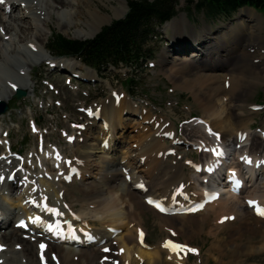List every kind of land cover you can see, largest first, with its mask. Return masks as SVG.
Here are the masks:
<instances>
[{
    "label": "bare ground",
    "instance_id": "bare-ground-1",
    "mask_svg": "<svg viewBox=\"0 0 264 264\" xmlns=\"http://www.w3.org/2000/svg\"><path fill=\"white\" fill-rule=\"evenodd\" d=\"M116 1L118 5H112L113 16L123 17L127 13L128 2L126 4V0ZM93 3V0L0 2V102L9 103L16 90L26 91V97L36 94L37 88L31 80V72L38 64L48 62L52 69L61 66L74 71L79 69L84 75L94 74L88 67H82L76 59L67 57L54 59L46 46L51 32L49 23H55L60 30L65 29L64 33L73 38L94 37L112 16L104 15L98 6L92 5ZM236 19L237 23L226 26L227 30L223 33L220 31L216 33L209 26L200 31L194 30L189 26L185 16L174 23L171 21L164 25L166 28H172L171 47L174 53L171 55L181 54L180 51H176L181 48L183 51L187 50L188 47L185 48L181 44L190 38L193 41L191 45L194 46L196 43L198 45L195 58H207L201 65L202 69L232 67L229 75L200 72L189 78L191 72L196 69L193 59L173 57L167 51L161 56L160 62L163 64L165 74L172 80L181 81L182 87L194 94L204 111L217 117L209 125L203 122L187 125L183 132L184 135L190 136L191 143L202 150L204 163L201 172L196 169L201 163L193 159L189 163L192 168L189 173L185 172V165L179 160L169 164L165 157L160 159L157 156L159 151H163L165 156L169 149L176 148L175 146L165 148L161 131L163 134L171 132L174 135L177 130L175 127H168L165 121L156 124L159 121L154 120L152 116L142 115L144 120L136 127L133 126V129H137V141L143 145L134 158L131 159V156L125 163L113 159L106 162L107 165H103L102 168L91 167V171L97 170L94 179L86 175L87 167L91 166L86 160L87 152L90 151L89 148L95 146L90 140L96 139L99 142L96 144L97 147L111 153L117 149L114 142L116 141L117 145L118 134L121 132L120 136H124L132 126L123 119L124 113L126 114L124 111L131 103L127 97L121 95L122 93L117 94L119 92H115L108 103L103 105V109L108 110L106 115L103 114L104 110L101 107L100 109L91 107L90 112L93 115L89 123L92 122V126L78 125L75 135H70L75 137L74 146L78 152L72 157H63L59 149L54 151L59 166L53 174L46 172L40 162H34L31 158L21 160L13 154L9 155V152L14 151L15 143L11 141L9 132L7 133V138L11 142L8 145V152L5 153L6 157L0 155V177L3 178L0 179V198H8L7 201L15 208L6 207L0 202V213L4 216L0 217V244L3 245L0 251V264H140L141 261H144L143 264H181V261L187 260H184L190 249L187 241L191 238L190 234L195 231L194 224L205 223L211 216L214 217L215 225L219 229L228 228L233 224V218L234 221L246 225L251 232H263L264 215H259L256 209L259 207L264 209V132L260 139L246 128L237 129L238 123L233 120L241 118L235 111L242 108V103L247 100L248 88L258 86L262 79L264 49L260 52L261 48L258 51L257 47L262 44L263 26L258 14L243 10L239 11ZM72 26L77 28V32L70 35L69 30ZM244 50L248 54L244 61H239L235 54ZM235 70L240 73L236 74ZM221 81L223 87L214 88L213 84ZM225 94L230 96L233 103L227 110V121L221 118L222 112L216 102L220 95ZM131 109L130 107L127 114L136 115ZM96 111L100 112L99 115L105 120L107 128H99L97 118L94 116ZM4 117L5 114L0 115V122ZM145 121L148 124L152 123L153 126H159L156 130L153 127L155 133L149 134L145 131L149 127L152 130V126L143 124ZM36 124L38 125V122ZM212 126L222 130L220 139L215 137L216 133L212 135ZM231 134L233 137L228 141L227 136ZM35 135L37 138L42 136L44 141H48L47 132L35 131ZM62 142L61 138L60 143ZM261 146L263 149L260 153L252 151L253 148ZM220 147L225 149L223 154H218ZM179 149L177 146V150ZM232 156L234 158L230 160ZM139 158L143 159V166L141 164L140 168L137 165L139 171L136 174L134 165ZM247 158H251L252 163H248ZM212 161L218 170L210 175L204 168ZM256 163L261 167L256 168ZM73 168H78L80 174L71 175ZM233 172L246 180V190L241 189L237 192L227 190L196 213L184 211L193 202L203 199L205 187L210 182H215L222 174ZM67 178H70L71 184L77 180L81 181L77 192L70 191L66 184L64 188L58 186L57 182L66 181ZM38 184L41 186L39 189L36 187ZM69 191L77 197L69 198L71 195ZM149 199L163 202L168 212L165 214L154 209L148 203ZM39 202L41 205L35 207ZM80 205L93 206V209L103 217L98 216L99 219H95L97 218L95 216L89 219L85 212L80 210ZM145 209L155 212L165 234L154 243L148 240L149 235L144 226ZM32 212L43 214L53 224L62 217V219L70 217L77 226L75 231L82 242L76 243L72 238L65 243L54 239L45 233L40 225L30 230L18 228L17 222L29 218ZM54 212L59 215L58 218H55ZM82 229L85 234L80 232ZM210 232L215 235L212 230ZM86 238H91L92 243H88ZM181 238L185 241H181ZM213 243L211 249L214 248ZM41 244L44 245L43 248L40 247ZM105 247H110L108 253L103 252ZM260 249L264 250V246Z\"/></svg>",
    "mask_w": 264,
    "mask_h": 264
},
{
    "label": "rangeland",
    "instance_id": "rangeland-1",
    "mask_svg": "<svg viewBox=\"0 0 264 264\" xmlns=\"http://www.w3.org/2000/svg\"><path fill=\"white\" fill-rule=\"evenodd\" d=\"M197 1L198 0H179L175 7L177 13L168 22L172 21L174 23L177 19L179 20L185 16L192 29L200 31L202 28L209 26L213 28L216 33L217 31L223 33L227 30L226 26L237 23V19L235 20V18H237L239 12L235 13L231 18L211 16L205 10L199 9L196 5ZM93 2L92 5L94 7L98 6L104 15L109 14L112 16V19L107 18V16L105 17L107 20L109 19L108 23L105 25L110 24L116 19L113 16L112 9V5H118L116 0H93ZM127 2L128 0H126V4ZM242 10L244 12L258 14L262 19L263 27L261 35L263 39L261 41V46L257 47V50L260 51L261 48L260 52H262V49H264V10H256L253 8H242ZM164 25L158 28V37L154 38V41L151 42V48L153 50L152 58L144 62L145 64L143 63L142 68H110L106 72L98 73L79 61L82 67L86 66L85 68L88 67L89 70L94 73L91 75L84 72L87 74L84 75L79 69L74 71V69H67L61 66L52 69V65L48 62L41 65L38 64L37 66L35 65L31 72V80L37 88L36 94L33 93L31 96H25L21 99L12 97L9 103L5 102L9 104V113H5V117L0 122V142H2L0 155L6 156L5 153L8 152V145L13 141L15 143L14 152H9V155L13 154L14 157L21 160L31 158L34 162H40L43 169L49 174L55 173L59 165L54 155V149H59L63 157H72L78 152L77 147L74 146L73 139H75V137H70V135H75L78 125L86 124V127L92 126V122L91 124L89 123L93 115L90 112L91 107H99V109L101 107L102 110H104L103 105L108 103L107 101L115 92H119L117 94L122 93L121 95L128 98V101L131 103L130 107L136 112V115L132 113L127 114L130 107L126 108L124 111L126 112L123 117L125 120L124 122L130 123V126H132L127 133V130H125L126 134L124 136H120L121 132L118 134L117 145L116 141L114 142V147L116 146L117 149L111 153H106L104 151L105 149L102 150L97 147L96 144H99V142L96 139L90 140V143L95 144V146L89 148L90 151L87 152L88 157H86V160L91 166L89 165V167H87L86 175L88 174L90 178L94 179L96 178L97 170L93 172L90 169L91 167L95 169L98 167L102 168L103 165H107L106 162L112 161L113 159L125 163L131 156V159L134 158L133 156L139 152V149L142 148L141 146L143 145L137 141V129H133V126L136 127L139 122L144 120L142 115L152 116L154 120L159 121L156 124H159L160 121H165L169 125H167L168 127H175L177 130V133L174 135L171 132L169 134H163L161 131V138L163 144L166 146L165 148L171 146H175L176 148L169 149L165 156L163 155V151H159L160 153H158L157 156L160 159L165 157L166 162H169V164H173L176 160H179L180 163L185 165L184 169L186 173L192 170L189 164L192 159L195 162L204 163L201 155L202 150H200L196 144L191 143V141H189L190 136L184 135L183 132L187 125L199 122L209 125L211 122L215 121L217 117L210 115L209 112H205L194 94L190 90L182 87L181 81L172 80L163 71V64L160 62L161 56L163 55L162 53L164 51L169 52L170 55L174 53L173 47H171L172 28H166ZM49 27L51 28V32L48 36L46 46H48L49 41L56 34L73 38L64 33L66 32L65 29H58L55 23H49ZM76 30L77 28L72 26L69 30V34H75L77 32ZM191 44H193V41L189 38L188 41H184V43L181 44L185 48L188 47L187 50L183 51V48H181L176 50L180 51L181 54L177 56L171 55L173 57L193 59L192 61L196 69L192 71L193 73L191 72L192 75H190L189 78H193L200 72L206 74H231L232 67L229 68V66L202 69L201 65L205 63L207 58H195L197 56L196 48L198 45L197 43L194 46ZM245 52L244 50L236 53V59L244 61L246 54H248ZM248 52H250V50ZM52 57L54 59H60V57L58 58L54 55H52ZM82 71L85 70L82 69ZM235 71L236 74L240 73L238 70ZM245 73L247 72H244V74ZM131 86H133L132 90L136 95L131 94ZM213 86L214 88H222L223 81L215 83ZM224 87L226 88V85H224ZM246 99L247 100L242 103V108L235 111L241 118L233 120L238 123L237 129L244 130L246 128L252 135L261 139L262 133L264 132V69H262V79L260 83H258V86L248 88V96ZM216 102L222 112L221 118L227 121V110L233 104L231 103L232 100L230 96L228 94L220 95ZM107 112L108 110L105 109L103 114L106 115ZM141 112H143V114H140ZM96 118L100 129L103 127L107 128V124H105V120L102 116L98 115ZM233 120L231 119L232 122ZM36 122H38V125ZM102 122H104V124H101ZM61 123L64 124V126H62ZM143 124L148 127L152 126V130L149 129L150 127L145 130L149 134L155 133L154 130L159 127L153 126L152 123L148 124L147 121ZM65 126L69 127V129ZM153 127L155 128L154 130ZM211 129L212 135L214 133L222 134V130H218L217 127L212 126ZM35 131L49 133L48 141H44L42 136L38 138L36 135L34 136ZM8 132L11 135V141L7 138ZM117 133L118 132H116V134ZM174 137L175 139H173ZM232 137L233 134L228 135L227 140L230 141ZM61 138L63 139L62 143H60ZM179 138L182 139L179 140ZM101 146H103V144ZM177 146H179V150H177ZM262 149V146L259 148L255 147L252 151H258V153H260ZM170 151L172 152L169 153ZM154 154L156 155V151ZM233 158L232 156L230 160ZM131 159L129 161H131ZM142 160L143 159L139 158L137 164L134 165V167H136L134 170L136 174L139 171L137 165L140 166ZM141 166H143V164ZM260 167L258 166L257 168ZM64 181L57 182L58 186L64 188L63 186L66 184L70 187V191L73 192H77L76 190L79 189L81 183L80 180L75 181L74 184H71L67 180ZM29 184L30 182L27 183V186H29ZM37 186L38 189L41 188L39 184L36 185V187ZM243 189L246 190V185ZM70 191L69 193L71 195L69 198L76 196ZM79 197L81 196L79 195ZM7 200L8 198H0V202L14 209L15 207H12ZM73 200L75 201V199ZM79 208L85 212L86 217L89 219L95 216L97 217L95 219H99L98 216L103 217V215H100L99 212L93 209V206L88 205L87 207H81L80 205ZM253 208L254 206L251 209ZM143 219L144 226L149 235L148 240L154 243L165 236L161 228L160 219L154 211L145 209L143 212ZM234 220L235 219L232 218L233 224L231 225L233 226L230 225L225 229H219L215 225L213 216L205 223L194 224L196 232H192L190 234L191 238L187 241L190 246L189 252L185 254L186 258L184 257V260H187L183 261L184 263L181 261V264H264V250L260 249V247L264 246V230L262 233H254L249 231L246 225L240 224L238 221ZM261 227L259 229H261ZM211 230L213 233L215 232V235L210 232ZM181 241L185 240L182 239ZM212 243L214 244V248L211 249ZM183 246L186 247L188 245ZM143 263L144 261H141L140 264Z\"/></svg>",
    "mask_w": 264,
    "mask_h": 264
},
{
    "label": "trees",
    "instance_id": "trees-1",
    "mask_svg": "<svg viewBox=\"0 0 264 264\" xmlns=\"http://www.w3.org/2000/svg\"><path fill=\"white\" fill-rule=\"evenodd\" d=\"M178 1L128 0L125 17L103 26L95 37L80 40L56 34L48 43L49 51L76 58L98 73L110 68H142L152 58L151 42L158 37V28L176 15ZM196 5L211 16L228 18L243 7L264 10V0H198ZM130 89L136 95L133 86Z\"/></svg>",
    "mask_w": 264,
    "mask_h": 264
},
{
    "label": "water",
    "instance_id": "water-1",
    "mask_svg": "<svg viewBox=\"0 0 264 264\" xmlns=\"http://www.w3.org/2000/svg\"><path fill=\"white\" fill-rule=\"evenodd\" d=\"M117 19H119V18H117ZM24 95H26L25 92L18 91V93L16 94L15 98L20 99ZM7 110H8V105L6 103H0V115L5 113Z\"/></svg>",
    "mask_w": 264,
    "mask_h": 264
},
{
    "label": "snow or ice",
    "instance_id": "snow-or-ice-1",
    "mask_svg": "<svg viewBox=\"0 0 264 264\" xmlns=\"http://www.w3.org/2000/svg\"><path fill=\"white\" fill-rule=\"evenodd\" d=\"M0 2H2V0H0ZM0 179H3V178H2V177H0ZM250 203H251V202H250ZM261 214H262V215H264V213H261ZM21 226H24V225H23V222H22V225H21ZM40 247H41V248H43V247H44V245H43V244H41V245H40ZM105 251H107V249H106Z\"/></svg>",
    "mask_w": 264,
    "mask_h": 264
}]
</instances>
